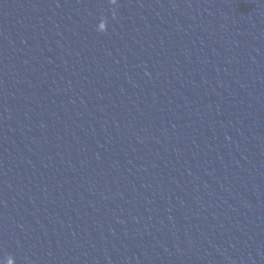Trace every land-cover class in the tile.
Returning a JSON list of instances; mask_svg holds the SVG:
<instances>
[{
	"label": "water",
	"instance_id": "water-1",
	"mask_svg": "<svg viewBox=\"0 0 264 264\" xmlns=\"http://www.w3.org/2000/svg\"><path fill=\"white\" fill-rule=\"evenodd\" d=\"M0 264H264V0H0Z\"/></svg>",
	"mask_w": 264,
	"mask_h": 264
}]
</instances>
